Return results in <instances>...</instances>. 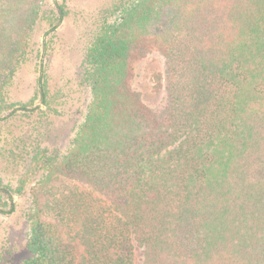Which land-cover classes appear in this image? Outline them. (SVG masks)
Listing matches in <instances>:
<instances>
[{
	"label": "trees",
	"instance_id": "16d2710c",
	"mask_svg": "<svg viewBox=\"0 0 264 264\" xmlns=\"http://www.w3.org/2000/svg\"><path fill=\"white\" fill-rule=\"evenodd\" d=\"M44 1L0 0V113L37 20L50 32L67 14ZM103 13L81 63L83 120L62 154L35 153L19 264H134L137 247L142 264H264V0H129ZM153 50L157 111L131 85ZM37 89L45 103L43 68ZM61 177L85 186L50 185Z\"/></svg>",
	"mask_w": 264,
	"mask_h": 264
},
{
	"label": "rangeland",
	"instance_id": "374dc122",
	"mask_svg": "<svg viewBox=\"0 0 264 264\" xmlns=\"http://www.w3.org/2000/svg\"><path fill=\"white\" fill-rule=\"evenodd\" d=\"M129 0H45L42 9L55 8L64 2L67 14L53 31L48 32L46 20L34 25L24 60L16 69L6 90L5 101L12 104L0 113V186H5L11 199L0 189V264H19L26 256L25 241L28 223L25 213L31 207L30 188L39 172H33L35 153L45 148L48 153L62 154L69 146L82 122L90 101V86L81 71L86 46L95 34L103 12ZM118 19V13L108 17ZM43 68L46 85L45 103L37 89V77ZM131 85L141 100L157 111L165 100L164 57L158 51L148 52L133 63ZM34 98L31 104L21 107ZM33 172V173H32ZM21 175L28 178L23 193L14 191ZM83 183L58 178L52 186ZM47 188V187H46ZM45 188V189H46ZM86 188V187H85ZM38 192L39 206L48 198ZM74 260L78 261L83 246L72 241ZM134 264H142L141 249H135Z\"/></svg>",
	"mask_w": 264,
	"mask_h": 264
}]
</instances>
